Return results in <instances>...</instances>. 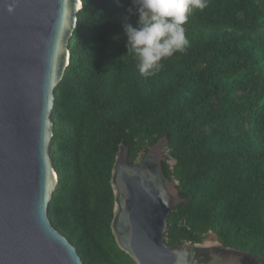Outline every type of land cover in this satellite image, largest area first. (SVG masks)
<instances>
[{"label": "trees", "instance_id": "16d2710c", "mask_svg": "<svg viewBox=\"0 0 264 264\" xmlns=\"http://www.w3.org/2000/svg\"><path fill=\"white\" fill-rule=\"evenodd\" d=\"M82 1L52 113L53 225L85 264H137L112 232V168L120 143L137 163L168 135L164 170L186 201L170 214L165 240L213 237L264 258V0L193 10L190 46L150 77L127 53L132 0Z\"/></svg>", "mask_w": 264, "mask_h": 264}, {"label": "water", "instance_id": "95a60500", "mask_svg": "<svg viewBox=\"0 0 264 264\" xmlns=\"http://www.w3.org/2000/svg\"><path fill=\"white\" fill-rule=\"evenodd\" d=\"M82 0H0V264H85L58 230L49 202L58 184L52 137L56 87L71 62ZM168 135L134 163L120 143L112 168V232L137 264H264L220 241L169 244L164 234L186 201L163 163Z\"/></svg>", "mask_w": 264, "mask_h": 264}, {"label": "clouds", "instance_id": "9594fccd", "mask_svg": "<svg viewBox=\"0 0 264 264\" xmlns=\"http://www.w3.org/2000/svg\"><path fill=\"white\" fill-rule=\"evenodd\" d=\"M132 4L138 20L136 26L124 25L127 53L137 57L140 75L150 77L163 68V60L190 46L185 24L193 10L204 11L210 0H132Z\"/></svg>", "mask_w": 264, "mask_h": 264}, {"label": "rangeland", "instance_id": "374dc122", "mask_svg": "<svg viewBox=\"0 0 264 264\" xmlns=\"http://www.w3.org/2000/svg\"><path fill=\"white\" fill-rule=\"evenodd\" d=\"M215 241H218V240L212 237V238H207L204 242H215Z\"/></svg>", "mask_w": 264, "mask_h": 264}, {"label": "built area", "instance_id": "2783aa9c", "mask_svg": "<svg viewBox=\"0 0 264 264\" xmlns=\"http://www.w3.org/2000/svg\"><path fill=\"white\" fill-rule=\"evenodd\" d=\"M170 163H173L171 160H169Z\"/></svg>", "mask_w": 264, "mask_h": 264}]
</instances>
